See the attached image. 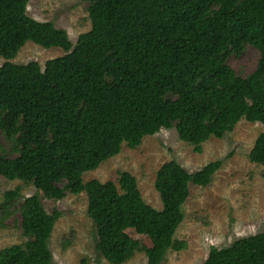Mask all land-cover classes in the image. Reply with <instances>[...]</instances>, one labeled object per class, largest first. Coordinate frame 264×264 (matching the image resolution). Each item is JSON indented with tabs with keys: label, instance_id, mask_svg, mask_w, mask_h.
<instances>
[{
	"label": "trees",
	"instance_id": "obj_1",
	"mask_svg": "<svg viewBox=\"0 0 264 264\" xmlns=\"http://www.w3.org/2000/svg\"><path fill=\"white\" fill-rule=\"evenodd\" d=\"M82 1L90 29L72 44L64 29L28 16V0H0V134L15 154L0 147V175L31 183L49 199L84 192L102 258L124 264L142 251L146 264H162L168 250L186 247L174 234L190 185H208L221 161L193 172L173 160L162 164L154 180L160 210L143 201L128 172L119 173L117 186L83 183L82 174L117 155L122 143L135 148L160 129H175L200 152L241 119L262 125L248 159L264 166V0ZM27 41L65 54L42 68L7 61ZM245 45L259 59L241 77L226 58ZM20 197L19 189L3 193L0 219ZM18 211L25 240L0 249V264H51L48 240L59 212L47 213L35 194ZM201 264H264V231L210 247Z\"/></svg>",
	"mask_w": 264,
	"mask_h": 264
},
{
	"label": "rangeland",
	"instance_id": "obj_2",
	"mask_svg": "<svg viewBox=\"0 0 264 264\" xmlns=\"http://www.w3.org/2000/svg\"><path fill=\"white\" fill-rule=\"evenodd\" d=\"M88 3L82 0H28L27 14L38 21H50L64 29L74 44L81 33L90 29ZM65 52L59 47L44 48L27 41L15 56L7 61L15 64L44 63ZM258 50L245 45L235 55L230 53L226 64L235 74L246 77L257 66ZM6 60L0 56V65ZM262 131L258 122L238 121L222 138L210 137L202 143L201 151L178 139L175 129H160L142 138L135 148L122 143L120 152L103 161L95 170L82 174V182L111 181L117 186L120 172H128L137 182L143 201L156 210L162 208L154 187L157 170L173 160L187 172H193L209 162L221 161L205 187L190 185L189 195L183 205V220L174 238L184 241L180 251L168 250L162 264H201L210 247L221 248L233 241L264 231V166L251 163L248 153ZM0 147L8 156L9 144L0 134ZM19 189L20 199L14 201L9 211L0 219V249L25 240L21 234L18 205L21 200L37 195L47 213L59 212L48 240L52 255L51 264H109L95 250L97 235L95 226L87 216V198L84 192L77 195L66 193L62 199L43 196L31 183L9 180L0 175V199L4 192ZM127 233L144 245L149 240L134 230ZM124 264H146V256L137 251Z\"/></svg>",
	"mask_w": 264,
	"mask_h": 264
}]
</instances>
